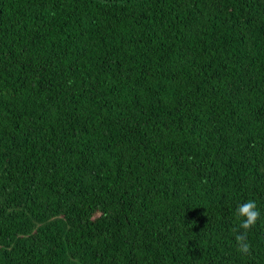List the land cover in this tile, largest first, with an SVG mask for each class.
Listing matches in <instances>:
<instances>
[{"label": "trees", "instance_id": "obj_1", "mask_svg": "<svg viewBox=\"0 0 264 264\" xmlns=\"http://www.w3.org/2000/svg\"><path fill=\"white\" fill-rule=\"evenodd\" d=\"M0 264H264V0H0Z\"/></svg>", "mask_w": 264, "mask_h": 264}, {"label": "clouds", "instance_id": "obj_2", "mask_svg": "<svg viewBox=\"0 0 264 264\" xmlns=\"http://www.w3.org/2000/svg\"><path fill=\"white\" fill-rule=\"evenodd\" d=\"M236 215L241 219L239 228L236 230L238 234L235 236L238 244L237 250L243 254H248L251 251V244L248 241L247 232L256 225L261 214L256 202L254 200H248L238 205Z\"/></svg>", "mask_w": 264, "mask_h": 264}]
</instances>
